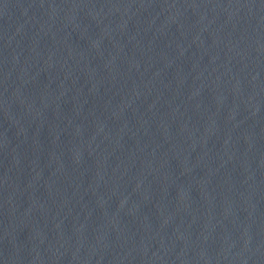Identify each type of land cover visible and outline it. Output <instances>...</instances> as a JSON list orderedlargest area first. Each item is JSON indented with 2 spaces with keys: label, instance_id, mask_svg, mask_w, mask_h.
Returning <instances> with one entry per match:
<instances>
[{
  "label": "water",
  "instance_id": "obj_1",
  "mask_svg": "<svg viewBox=\"0 0 264 264\" xmlns=\"http://www.w3.org/2000/svg\"><path fill=\"white\" fill-rule=\"evenodd\" d=\"M0 264H264V0H0Z\"/></svg>",
  "mask_w": 264,
  "mask_h": 264
}]
</instances>
